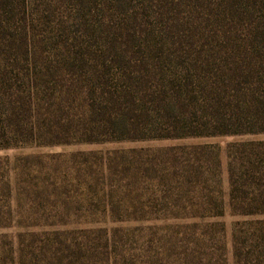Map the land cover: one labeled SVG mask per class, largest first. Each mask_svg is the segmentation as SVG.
<instances>
[{
  "label": "trees",
  "instance_id": "1",
  "mask_svg": "<svg viewBox=\"0 0 264 264\" xmlns=\"http://www.w3.org/2000/svg\"><path fill=\"white\" fill-rule=\"evenodd\" d=\"M31 4L0 0V150L264 135V0ZM230 148L232 261L264 264V141Z\"/></svg>",
  "mask_w": 264,
  "mask_h": 264
},
{
  "label": "rangeland",
  "instance_id": "2",
  "mask_svg": "<svg viewBox=\"0 0 264 264\" xmlns=\"http://www.w3.org/2000/svg\"><path fill=\"white\" fill-rule=\"evenodd\" d=\"M31 1L38 12L44 0ZM255 141L264 135L0 150V264H233L227 153ZM210 201L222 216H208Z\"/></svg>",
  "mask_w": 264,
  "mask_h": 264
}]
</instances>
